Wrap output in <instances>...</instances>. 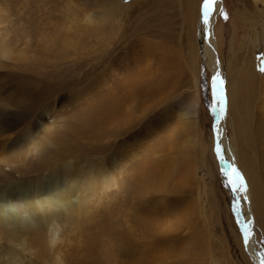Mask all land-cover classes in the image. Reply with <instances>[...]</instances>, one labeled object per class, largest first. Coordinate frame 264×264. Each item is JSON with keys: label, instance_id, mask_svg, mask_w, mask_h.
Here are the masks:
<instances>
[{"label": "rangeland", "instance_id": "1", "mask_svg": "<svg viewBox=\"0 0 264 264\" xmlns=\"http://www.w3.org/2000/svg\"><path fill=\"white\" fill-rule=\"evenodd\" d=\"M218 2L211 30L218 47L208 69L207 59L194 60L189 52L193 40L184 19L188 3L197 8L198 0H123L120 15L100 23L98 14L113 0H0V45L15 50L7 60L0 57L1 124L20 132L53 101L47 125L61 126L60 133L82 150L98 148L92 158L99 153L110 161V145L124 136L144 139L123 147L112 189L117 201L99 207L97 220L87 226L85 253H71L64 264H251L240 200L250 206L254 252L264 261V34L249 22L264 17V0ZM85 15L93 27L83 25ZM217 74L225 96L220 153L232 150V166L249 185L247 199L227 183L222 170H230L214 149ZM127 77H136L138 100L124 120L127 103L119 92ZM164 84L165 93L171 92L167 99L159 94ZM172 103L194 117L186 121L190 128L180 124L187 116L167 115ZM115 107L119 111L107 118ZM123 123L129 124L125 133ZM109 131L117 135L111 139ZM98 136L110 144L95 143ZM8 148L0 169L13 176L21 165L39 171L41 161L29 146ZM116 204L120 209L112 210ZM103 239L113 254L110 262L100 248L86 247Z\"/></svg>", "mask_w": 264, "mask_h": 264}, {"label": "bare ground", "instance_id": "2", "mask_svg": "<svg viewBox=\"0 0 264 264\" xmlns=\"http://www.w3.org/2000/svg\"><path fill=\"white\" fill-rule=\"evenodd\" d=\"M122 1L123 0H113V3L109 5L108 9H102V13L97 16L98 23L104 22L113 16H119L122 11ZM198 1L199 4L197 5V8H195L196 6H194V2V5L188 3L189 7H187V11L184 14V19L189 27V39L193 40V44H191L193 48H189V52L193 51L194 60L199 56L207 59V67L209 69L214 66L216 60L215 50L217 49L218 44L213 40L211 30L213 28V16L217 12L220 3L217 0V3L213 5V12L208 17V22L205 23L202 14L203 0ZM258 1L260 0H254L255 3ZM247 16L248 14H246L245 18H247ZM93 21L91 20L90 15H85L82 19V23H84L83 25L87 27H93L95 25ZM249 22L251 25L257 26V29H259L261 34H264V17L260 16L256 21L249 20ZM98 23L97 25H100ZM13 51L15 50L6 43L0 47V57L6 59L14 54L12 53ZM16 54L22 55L21 52ZM113 73H115L117 77L119 76L118 71L114 70ZM135 79L136 77H127L126 81L124 79L120 80L121 89L119 94L123 96V99L121 100V95L119 94L117 99L118 101L121 100L125 101L124 103H127V107H124V120L129 117L128 114L130 112L136 110L135 102L138 99L135 100V98L137 97L136 90L138 87L136 86ZM196 84L197 82L195 80V93L197 90ZM141 88L145 90L143 87ZM166 88V84L161 86L159 93L164 99L167 97V93H171L170 91V93L168 91L165 93ZM151 91L152 90H149V92ZM218 97L219 92H217L214 99L216 110V140L214 141L216 144L214 149L216 151L217 147H219V149L221 147L225 151V146L220 143V121L223 120L222 114L224 103L222 106L219 105L217 103ZM161 99L162 98H160V102L162 101ZM144 100H147V98L145 97ZM262 100L264 102V95ZM192 103L188 111L190 114L195 115L197 113L198 100L194 99ZM54 105L55 103L53 101L47 103L41 110L42 112L38 115L34 125H26V127L22 128L20 132L18 131L16 133L13 131L17 127L13 126L10 128V125H7V123H0V157L4 155H2L4 149L6 151L9 147L8 149L11 150L13 146L18 143L20 146L24 144L29 146V152L31 151L35 154L36 159L41 161V164L38 162L40 169L38 168L39 171L37 173L32 170V167L27 168L24 165H21L22 167L19 168L15 167L19 170L16 171L18 172L17 176L8 174L5 170L0 169V264H64L65 262H70L71 253L80 254L81 251L85 253L83 244L88 242L84 239L87 237V226L94 222L98 217V209L104 202L107 201L108 203V201H110L115 203L117 201V197L112 195V189L117 187L115 183L116 175L118 174L119 169L123 166V161L121 162L119 158L123 147L125 145L129 146L130 143L133 144L144 140L135 138L133 135V137L124 136V139L119 143L115 144L113 142L110 145V161L107 157H105V159L101 158L99 153H95L96 156L95 158L93 157V159L91 153L99 152L98 148L92 149L95 151L88 148H86L88 150L85 149L86 151L82 150V146L80 147L79 144H72L66 136H63L60 133L61 126L53 127L47 125V119L49 117H45L53 113ZM176 105L177 104L175 103L171 104V110L167 115L176 112L177 115H179L178 120H180V116V118L183 119L187 116L186 120L184 122L181 121L180 124H182V127L184 128H190L191 126L189 124L192 123L186 121L190 122V119L194 117L188 118V111L186 113L181 112L182 110L178 111L179 107H176ZM106 111L107 110L104 112L108 113ZM118 111L119 110L115 107L113 111L106 114L107 118L108 116H114ZM105 121L111 122L110 120ZM116 121L117 118L115 122ZM123 128L124 131L122 133H125L127 131L126 128H129V124L124 125L123 123ZM187 128L185 130H187ZM39 129L41 130V133L39 132L40 136H42L41 138L36 134ZM109 129L110 128H108V130ZM89 130L87 129V131ZM118 130L114 131L117 132ZM109 133L108 137L111 139L117 135L114 134L113 131H109ZM120 135L122 136L121 133ZM81 138L82 136L80 137L79 142L82 140ZM92 139L96 140V138ZM100 139L102 140V136H100L99 140H96L97 142L95 143L102 142L103 146L110 144L107 140V142H103V140L100 141ZM22 142L24 143L21 144ZM232 153V150L229 148V150H226L225 155L222 156L220 153V156H217L218 159L223 162L222 165H225L229 170L232 166ZM18 154H20V152ZM3 159H1L2 163H4ZM248 190L250 189L248 188ZM142 191L143 190H141L140 193L144 194V191ZM242 196L244 199H247V191L242 192ZM119 207L118 204H116L112 210H119ZM239 208L242 216H246L244 220L245 230L249 233L247 244L244 243L243 237L244 250L251 256L249 259L251 264H261V261L257 258L253 248V237L249 226L252 213L248 214L251 210L250 206H248L247 209L245 204L240 200ZM112 210L110 211V215L111 217H114L116 215ZM104 240L105 239H103V241H96L94 245L90 244L86 247L88 251L96 247L100 248L104 252V256L105 254L107 255L110 262L113 254L110 251L111 248L108 246L109 244H107L106 241L104 242ZM99 256L101 257V254Z\"/></svg>", "mask_w": 264, "mask_h": 264}, {"label": "snow or ice", "instance_id": "3", "mask_svg": "<svg viewBox=\"0 0 264 264\" xmlns=\"http://www.w3.org/2000/svg\"><path fill=\"white\" fill-rule=\"evenodd\" d=\"M216 3H217V0H203L202 14H203L205 23L208 22V17L213 12V5H215ZM225 19H227L226 16H225ZM261 71H264V68H262ZM212 88H213L214 96H216L217 92H219L217 103L222 106L224 103L223 80L220 79L219 74H217L216 76L212 78ZM216 153H217V156L219 157L220 156L219 147L216 148ZM222 171H223V174L228 178L227 183L229 184V186L233 188L234 191H239V192L247 191V186H246L244 177L242 176V174L239 172V170L235 166H231L230 171H224V170ZM248 236H249V233L247 230H245L244 231V243L245 244L248 243ZM261 264H264V261H262Z\"/></svg>", "mask_w": 264, "mask_h": 264}]
</instances>
